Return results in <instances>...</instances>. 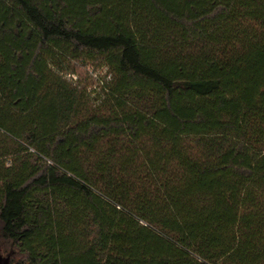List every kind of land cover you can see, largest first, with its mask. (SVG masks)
I'll return each mask as SVG.
<instances>
[{
	"label": "trees",
	"instance_id": "16d2710c",
	"mask_svg": "<svg viewBox=\"0 0 264 264\" xmlns=\"http://www.w3.org/2000/svg\"><path fill=\"white\" fill-rule=\"evenodd\" d=\"M0 248L264 264V0H0Z\"/></svg>",
	"mask_w": 264,
	"mask_h": 264
},
{
	"label": "rangeland",
	"instance_id": "374dc122",
	"mask_svg": "<svg viewBox=\"0 0 264 264\" xmlns=\"http://www.w3.org/2000/svg\"><path fill=\"white\" fill-rule=\"evenodd\" d=\"M75 67L77 73L70 75L69 78L82 87H87L92 97H96V94H98L103 87L104 81L109 79L107 70L100 67V65H93L92 63L82 61L76 63ZM9 253V250L0 248L1 262L7 259Z\"/></svg>",
	"mask_w": 264,
	"mask_h": 264
},
{
	"label": "water",
	"instance_id": "95a60500",
	"mask_svg": "<svg viewBox=\"0 0 264 264\" xmlns=\"http://www.w3.org/2000/svg\"><path fill=\"white\" fill-rule=\"evenodd\" d=\"M2 260H1V258H0V264H4V263H6V259L3 261V262H1Z\"/></svg>",
	"mask_w": 264,
	"mask_h": 264
}]
</instances>
